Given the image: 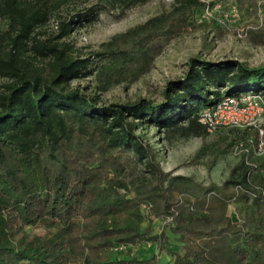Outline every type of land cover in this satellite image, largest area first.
<instances>
[{"label":"trees","instance_id":"1","mask_svg":"<svg viewBox=\"0 0 264 264\" xmlns=\"http://www.w3.org/2000/svg\"><path fill=\"white\" fill-rule=\"evenodd\" d=\"M145 1L0 0V264H161L126 251L160 242L153 222L167 215L171 234L166 228L161 240L175 233L181 241L173 264H264L259 130L224 127L210 142L200 120L201 109L223 96L264 98V61L195 54L160 100L103 102L102 91L151 67L162 38L197 23L225 29L196 21L207 1L173 0L170 10L82 55L71 38L76 29L102 11L122 14ZM237 3L259 18L258 0ZM254 24L248 36L261 42L264 17ZM84 78L96 83L82 85ZM191 137L202 139L198 154L241 148L221 184L203 187L162 166L155 143Z\"/></svg>","mask_w":264,"mask_h":264},{"label":"rangeland","instance_id":"2","mask_svg":"<svg viewBox=\"0 0 264 264\" xmlns=\"http://www.w3.org/2000/svg\"><path fill=\"white\" fill-rule=\"evenodd\" d=\"M205 1L208 3L213 0ZM214 1L220 2L224 8H229L232 4L238 5L237 0ZM258 1L261 3V12L264 17V0ZM172 2L173 0H147L129 7L122 14L117 10L102 11L98 19L76 29L71 34V38L82 55L87 56L91 51L98 49L101 42L108 40L115 33L124 32L151 16L170 10ZM72 7H64L63 13ZM239 10L240 16L236 25H249L256 22L258 17L250 9L246 7L245 9L239 8ZM200 12L196 14L197 22H199ZM235 32L230 29H217L214 23H209L207 26L197 23L196 26L182 34L162 38L161 48L155 55L151 67L133 82L116 83L102 91V101L105 103L131 102L140 97L160 100L166 81L182 75L187 59L195 54H201L212 60L235 58L251 64L264 61V39L261 42H254L248 35L238 37ZM81 83L82 85L88 83L94 85L96 81L93 78H84ZM146 131L151 136L155 130L150 128ZM217 134V131L210 133L207 141L215 140ZM156 139L151 138L152 141ZM155 145L160 148L161 164L166 171L171 172L172 175L191 176L203 187L221 184L238 159L233 149L217 156L212 149H205L204 152L198 154L202 145L200 137L182 139L174 144L156 142ZM228 212L235 213L234 203L229 206ZM236 217L239 216L236 215ZM172 219V215H167L154 220L153 234L158 235L160 242L146 241L140 245L131 244L126 251L128 256L137 255L148 258L154 255L153 259L160 261L161 264H173L172 251L180 250L181 241L175 233L167 241L161 240V234L166 228L167 233L171 234L169 225Z\"/></svg>","mask_w":264,"mask_h":264},{"label":"built area","instance_id":"3","mask_svg":"<svg viewBox=\"0 0 264 264\" xmlns=\"http://www.w3.org/2000/svg\"><path fill=\"white\" fill-rule=\"evenodd\" d=\"M239 16L240 10L236 4L224 8L220 2L214 4L208 2L201 10L198 20L213 21L225 29L236 31L238 37H244L248 35L249 29L255 25H236ZM258 19L257 23L262 24V12H260ZM52 26L57 28L58 22L54 21ZM200 120L207 125L210 133L224 127H256L260 134L256 149L259 153L264 152V98L262 93L247 92L240 95L223 96L215 104L201 109ZM240 150L238 145L233 147L236 154Z\"/></svg>","mask_w":264,"mask_h":264}]
</instances>
